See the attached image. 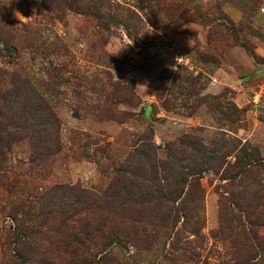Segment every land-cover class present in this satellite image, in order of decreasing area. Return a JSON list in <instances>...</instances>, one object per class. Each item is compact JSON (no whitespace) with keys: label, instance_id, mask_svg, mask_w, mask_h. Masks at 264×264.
Returning <instances> with one entry per match:
<instances>
[{"label":"rangeland","instance_id":"374dc122","mask_svg":"<svg viewBox=\"0 0 264 264\" xmlns=\"http://www.w3.org/2000/svg\"><path fill=\"white\" fill-rule=\"evenodd\" d=\"M220 132L264 161V0H0V264H239L248 224L233 206L219 231L220 175L200 179L197 239L55 189L100 196L141 139L165 160L180 136Z\"/></svg>","mask_w":264,"mask_h":264},{"label":"trees","instance_id":"16d2710c","mask_svg":"<svg viewBox=\"0 0 264 264\" xmlns=\"http://www.w3.org/2000/svg\"><path fill=\"white\" fill-rule=\"evenodd\" d=\"M196 81L197 78H193L191 85H197ZM15 87L12 91H21L19 86ZM192 93L194 91L190 90L188 94ZM199 98L212 112L220 114L217 122L241 123L243 110L233 103L223 111L221 96ZM156 151L150 137L141 139L100 196L63 186L55 189L62 195L68 194L70 204L76 208L99 206L124 220L151 226L171 227L181 223L191 239H197L204 199L200 179L209 172L220 175L227 188L218 193L219 231L228 226L229 216L234 215L233 206L238 207L248 224L240 230V235H231L235 240L240 236L238 251H246L239 264H252L250 262L257 258L264 262V239L258 234V230L264 228V216L257 214L255 219L251 218L254 209L264 206L260 203L264 200V161L257 147L220 132L209 144L194 135L180 136L166 145L165 160L158 159Z\"/></svg>","mask_w":264,"mask_h":264}]
</instances>
